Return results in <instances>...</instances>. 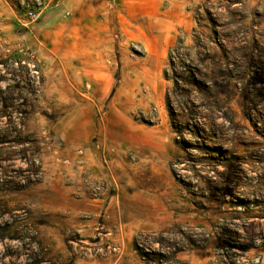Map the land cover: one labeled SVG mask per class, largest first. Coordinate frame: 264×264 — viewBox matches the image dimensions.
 Wrapping results in <instances>:
<instances>
[{
	"label": "rangeland",
	"instance_id": "rangeland-1",
	"mask_svg": "<svg viewBox=\"0 0 264 264\" xmlns=\"http://www.w3.org/2000/svg\"><path fill=\"white\" fill-rule=\"evenodd\" d=\"M0 264H264V0H0Z\"/></svg>",
	"mask_w": 264,
	"mask_h": 264
},
{
	"label": "trees",
	"instance_id": "trees-1",
	"mask_svg": "<svg viewBox=\"0 0 264 264\" xmlns=\"http://www.w3.org/2000/svg\"><path fill=\"white\" fill-rule=\"evenodd\" d=\"M229 3L231 6H243L245 3V0H229ZM206 19L210 22L211 25H217V21L213 20L211 18V15L208 14L207 12V16ZM243 19L241 17H239V19L237 18H232L231 19V24H239L242 25V21ZM233 26V25H232ZM219 37H221V39L223 40H219ZM193 48H188V53H186L185 58L183 60H181L179 58V56H177V48L175 50H173L170 54H169V62H170V66H171V70L173 71L172 74L174 75L175 79V85L178 86L177 82L180 80V75L176 74L175 72V67L176 66H183L184 69L186 70V63L184 60H187L189 62H191L192 60H195L196 58H198V53H200L198 51L199 48H202L204 51L207 50H213V45L218 46L220 48H223V44H228V40L230 38L229 33L223 34V33H218L213 31L212 35H204V33H200L198 35H194L193 37ZM236 46L240 47L239 49L241 50H246L249 49L250 47H247L246 44H237ZM193 51H196V53H194ZM193 52V53H192ZM205 57V56H204ZM167 99L169 98V96H166Z\"/></svg>",
	"mask_w": 264,
	"mask_h": 264
},
{
	"label": "built area",
	"instance_id": "built-area-1",
	"mask_svg": "<svg viewBox=\"0 0 264 264\" xmlns=\"http://www.w3.org/2000/svg\"><path fill=\"white\" fill-rule=\"evenodd\" d=\"M26 18L30 21L37 22L40 19V13L35 11H27Z\"/></svg>",
	"mask_w": 264,
	"mask_h": 264
},
{
	"label": "crops",
	"instance_id": "crops-1",
	"mask_svg": "<svg viewBox=\"0 0 264 264\" xmlns=\"http://www.w3.org/2000/svg\"><path fill=\"white\" fill-rule=\"evenodd\" d=\"M48 19H50V17H49V13L43 16L42 21H43V20L46 21V20H48Z\"/></svg>",
	"mask_w": 264,
	"mask_h": 264
}]
</instances>
